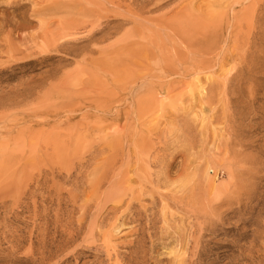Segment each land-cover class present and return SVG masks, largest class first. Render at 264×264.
I'll use <instances>...</instances> for the list:
<instances>
[{
	"label": "rangeland",
	"instance_id": "rangeland-1",
	"mask_svg": "<svg viewBox=\"0 0 264 264\" xmlns=\"http://www.w3.org/2000/svg\"><path fill=\"white\" fill-rule=\"evenodd\" d=\"M0 264H264V0H0Z\"/></svg>",
	"mask_w": 264,
	"mask_h": 264
}]
</instances>
